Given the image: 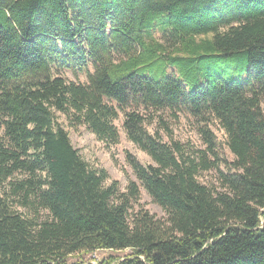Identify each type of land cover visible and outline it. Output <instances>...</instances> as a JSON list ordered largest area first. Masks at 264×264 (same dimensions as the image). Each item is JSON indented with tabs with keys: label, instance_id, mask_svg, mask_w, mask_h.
<instances>
[{
	"label": "trees",
	"instance_id": "obj_1",
	"mask_svg": "<svg viewBox=\"0 0 264 264\" xmlns=\"http://www.w3.org/2000/svg\"><path fill=\"white\" fill-rule=\"evenodd\" d=\"M161 26L165 42L147 38ZM151 110L219 122L235 157L220 191L198 180L206 152L148 132ZM57 113L107 146L123 114L156 165L127 161L166 220L131 214L139 185L109 184ZM0 125V264L100 250L133 253L99 264H264V0H0Z\"/></svg>",
	"mask_w": 264,
	"mask_h": 264
},
{
	"label": "rangeland",
	"instance_id": "obj_2",
	"mask_svg": "<svg viewBox=\"0 0 264 264\" xmlns=\"http://www.w3.org/2000/svg\"><path fill=\"white\" fill-rule=\"evenodd\" d=\"M163 26L153 30L147 34V38L157 39L165 42ZM90 72H93V67H89ZM68 81L79 82L86 84L88 77L86 73H80L77 77L69 71L62 73ZM124 115L120 114L119 120L115 122L119 130L120 140L116 145L107 146L103 142L97 140L85 126H80L75 129L68 122L66 117L57 113V123L61 124L69 133L70 140L73 146L79 150L81 156L92 166L104 168L110 175L109 184L117 181L121 192H126L129 182L133 181L139 185L140 199L132 204L131 214H135L140 210H147L159 220H166L167 215L163 209L153 202L142 183L136 177L132 167L127 161L128 154L134 156L142 165H156L152 158L143 152L137 145L130 141L123 128ZM145 126L148 132L156 136L157 134L164 143L173 145L180 144L182 150L187 156L195 157L199 152H206L208 159L215 165L210 171H202L198 180L209 186L210 188L221 190L218 182L220 172H232V163L235 160L228 146V138L220 124L216 120H210L207 126L199 119L184 111L177 115L170 111H148L145 113ZM209 130L214 146L212 151H209L208 137L204 133ZM4 138L3 128L0 125V141ZM22 178L21 175H16L14 181ZM8 187V186H7ZM6 187V188H7ZM7 190V189H6ZM3 187L0 188L1 193L6 191ZM11 204L14 210L21 214L29 215L30 210L25 209L18 203L12 201ZM29 211V212H28ZM41 218L48 216L47 212H41ZM132 250L111 251L100 250L96 253H79L68 258L67 264H99L103 261L120 262L125 257L132 255Z\"/></svg>",
	"mask_w": 264,
	"mask_h": 264
}]
</instances>
